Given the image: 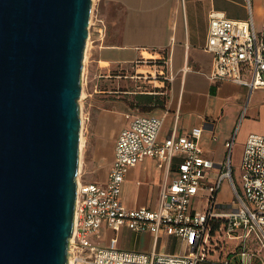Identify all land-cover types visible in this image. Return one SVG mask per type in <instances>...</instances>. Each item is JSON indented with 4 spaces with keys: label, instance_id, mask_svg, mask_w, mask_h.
I'll return each mask as SVG.
<instances>
[{
    "label": "water",
    "instance_id": "water-1",
    "mask_svg": "<svg viewBox=\"0 0 264 264\" xmlns=\"http://www.w3.org/2000/svg\"><path fill=\"white\" fill-rule=\"evenodd\" d=\"M93 0H0V264H68Z\"/></svg>",
    "mask_w": 264,
    "mask_h": 264
},
{
    "label": "built area",
    "instance_id": "built-area-1",
    "mask_svg": "<svg viewBox=\"0 0 264 264\" xmlns=\"http://www.w3.org/2000/svg\"><path fill=\"white\" fill-rule=\"evenodd\" d=\"M94 26L91 22L88 39ZM206 49L214 55L210 79L232 81L252 90L264 88V23L258 30L252 17L234 20L213 12ZM126 118L128 123L117 138L107 181L83 182L78 175L68 264H199L207 258L206 245L215 221L225 224L224 232L230 238L240 230V237L252 233L264 236V134L250 133L245 141L238 187L233 175L236 134L225 144V160L216 164L203 155L201 127L179 135L173 132L161 142L162 117L129 113ZM178 155L182 159L177 176L162 185L157 208L123 204L121 192L131 167L147 157L170 165ZM225 179H229L235 195V206L229 211L220 210L216 199ZM200 201L207 204L204 210L197 205ZM124 228L136 234L149 231L156 243L164 234L177 237L184 251L121 247L116 234ZM242 255L247 259L239 264H252L248 251ZM224 264L233 263L226 260Z\"/></svg>",
    "mask_w": 264,
    "mask_h": 264
},
{
    "label": "crops",
    "instance_id": "crops-1",
    "mask_svg": "<svg viewBox=\"0 0 264 264\" xmlns=\"http://www.w3.org/2000/svg\"><path fill=\"white\" fill-rule=\"evenodd\" d=\"M213 12L222 13L234 20H247L252 17L255 27L260 30L264 23V0H93L91 22L95 26L87 41L85 57L88 59L89 68L96 67L101 74L109 72L112 68L126 70L130 68L133 72L131 78L137 85L144 83L150 87L142 90L141 86H138V91L115 92L135 94L133 97L136 100L135 106L151 108L145 114H133L152 115L164 119L159 136L161 142L173 132L179 135L195 127H201L203 132L199 144L203 155L220 164L226 157L225 144L235 134L240 114L246 108L245 101L248 102L252 94L257 102L262 101L264 88L252 90L247 85L232 81L210 79L214 55L206 49V44ZM99 30H102L103 34H100ZM126 77L123 72L116 75L121 81ZM120 102L124 103L123 100ZM127 114L119 116L117 113L111 114L110 118H114V122L109 142L104 144L105 140L100 132L91 146L92 160L89 165L97 166L101 172V179L95 182L105 183L108 179L117 138L128 123ZM104 125L100 127L104 128ZM89 126L90 123L85 136L87 143L92 140ZM250 133L264 134V127L258 131H248L244 135L240 162L245 141ZM237 139L238 135L234 149ZM181 159V155H178L168 165L156 158L147 157L131 167L121 192L123 204L129 208L141 206L157 208L160 189L166 181L169 182L177 176V167ZM147 167L150 169L152 179L145 181L138 178L136 184L143 188L141 190L147 188L152 193L150 201L147 199L142 204L136 201L130 205L125 201V186L135 171ZM80 179L83 181V178ZM225 182L228 184L227 192L230 198L219 200ZM236 183L241 187L240 176ZM222 186L216 195L218 207L220 210L229 211L235 206V195L229 179H225ZM242 232L240 230L237 232L238 235L228 237L240 244L243 242L244 246L235 250L226 260L232 261V258L239 254L246 260L247 256H243L242 252L248 251L252 264H264V236L259 238L256 233H252L248 237H240ZM138 234L153 239L152 249L177 253L167 251L169 248H161L164 245H160V239L156 243L149 231ZM167 236L173 241L180 240L174 236ZM250 240L256 241L260 249L250 248L248 245ZM120 246L123 247L121 243ZM139 250L151 251L147 248Z\"/></svg>",
    "mask_w": 264,
    "mask_h": 264
},
{
    "label": "rangeland",
    "instance_id": "rangeland-1",
    "mask_svg": "<svg viewBox=\"0 0 264 264\" xmlns=\"http://www.w3.org/2000/svg\"><path fill=\"white\" fill-rule=\"evenodd\" d=\"M123 74L127 76L121 81L116 78V75ZM133 74L130 68H112L109 72H103L98 70V68H89L88 59L85 57L84 68H83V78H82V91L79 103L81 106V119H82V137L84 136V146L80 149V161L79 166V176L83 178V182L99 181L101 179V172L97 166L89 165L92 160L91 146L97 139V134L100 132L105 140L104 144H107L111 136V126L114 122V118H110L111 114L117 113H138L145 114L151 108L149 107H137L136 100L133 98L135 94H125L115 91L127 90V91H138V86H141L142 90L148 87L144 83L136 84V82L131 78ZM100 75H103L102 77ZM106 75H109L106 77ZM118 80V82H116ZM84 85V86H83ZM251 96L248 102L245 101L244 106L246 107L240 114V118L236 124L234 133L238 135L236 147L233 151V170L234 177L236 181L240 176V154H241V143L244 139V135L248 131H258L264 127V99L262 101H256ZM123 100L124 103H121ZM110 119V121H109ZM125 119V116H124ZM258 123H256V122ZM88 123H90L89 130L91 131L92 140L86 142V134ZM105 124V125H104ZM104 128H101L103 127ZM101 126V127H100ZM101 128V129H100ZM138 178L145 181H150L152 179L150 169H144L135 171L128 184L125 186L124 197L125 201L133 205L136 201L140 204L151 198V192L146 188L144 191L141 190L142 187L136 184ZM227 183L225 182L222 186V191L219 194V200H227L230 198V194L227 192ZM143 189V188H142ZM198 207L204 210L207 207L205 201L199 202ZM119 237L120 243L123 247L127 249H149L153 248V239H148L146 236L136 234L129 230H122L116 234ZM106 233L102 235L103 239ZM169 236H162L160 238V245H164L161 248H169L167 251H173L177 253H183L184 246L181 240H170ZM250 248L254 250L260 249L259 244L256 241H251L248 243ZM243 242L240 244L237 240H230L227 234L220 227L217 231L212 232L210 242L206 245L207 258L201 261L199 264H224V261L232 255L235 250H239L243 247ZM206 261V262H205ZM243 261L241 255H235L232 258L233 264H238Z\"/></svg>",
    "mask_w": 264,
    "mask_h": 264
},
{
    "label": "trees",
    "instance_id": "trees-1",
    "mask_svg": "<svg viewBox=\"0 0 264 264\" xmlns=\"http://www.w3.org/2000/svg\"><path fill=\"white\" fill-rule=\"evenodd\" d=\"M222 228L223 231H224V227H225V224L221 221H215L213 224H212V227H211V233L214 232V231H217L219 228Z\"/></svg>",
    "mask_w": 264,
    "mask_h": 264
},
{
    "label": "bare ground",
    "instance_id": "bare-ground-1",
    "mask_svg": "<svg viewBox=\"0 0 264 264\" xmlns=\"http://www.w3.org/2000/svg\"><path fill=\"white\" fill-rule=\"evenodd\" d=\"M90 23H91V20H90ZM83 92L84 91H82V95H83ZM81 129H82V126H81ZM81 137H82V131H81ZM83 146H84V137L81 138V141H80V149H82ZM80 165H81V161H80Z\"/></svg>",
    "mask_w": 264,
    "mask_h": 264
}]
</instances>
